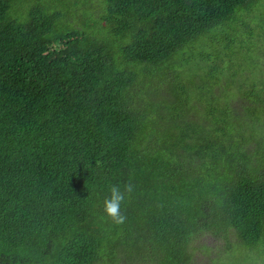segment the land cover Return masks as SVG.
<instances>
[{"label":"trees","instance_id":"1","mask_svg":"<svg viewBox=\"0 0 264 264\" xmlns=\"http://www.w3.org/2000/svg\"><path fill=\"white\" fill-rule=\"evenodd\" d=\"M242 247L264 249V0H0V264Z\"/></svg>","mask_w":264,"mask_h":264},{"label":"clouds","instance_id":"2","mask_svg":"<svg viewBox=\"0 0 264 264\" xmlns=\"http://www.w3.org/2000/svg\"><path fill=\"white\" fill-rule=\"evenodd\" d=\"M131 191V185L123 188L119 185H112L108 190V194L103 198V213L117 224L122 223L125 219L122 205L125 202L126 195Z\"/></svg>","mask_w":264,"mask_h":264},{"label":"rangeland","instance_id":"3","mask_svg":"<svg viewBox=\"0 0 264 264\" xmlns=\"http://www.w3.org/2000/svg\"><path fill=\"white\" fill-rule=\"evenodd\" d=\"M21 4V9H24L27 2H23ZM230 253H234V251H231ZM211 256H215V254L211 253L209 257ZM221 259L229 264H264V249L260 247L257 250H252L242 247L236 250V254H228L223 256ZM206 261L207 256L202 255L198 261V264H206Z\"/></svg>","mask_w":264,"mask_h":264}]
</instances>
